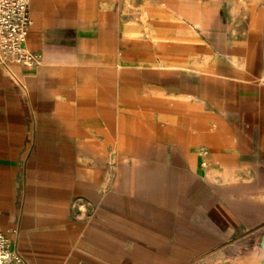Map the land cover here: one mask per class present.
Segmentation results:
<instances>
[{"label":"crops","instance_id":"crops-1","mask_svg":"<svg viewBox=\"0 0 264 264\" xmlns=\"http://www.w3.org/2000/svg\"><path fill=\"white\" fill-rule=\"evenodd\" d=\"M29 22L37 63L0 65L10 246L264 264V0H30Z\"/></svg>","mask_w":264,"mask_h":264},{"label":"built area","instance_id":"built-area-1","mask_svg":"<svg viewBox=\"0 0 264 264\" xmlns=\"http://www.w3.org/2000/svg\"><path fill=\"white\" fill-rule=\"evenodd\" d=\"M30 0H0V65L32 67L35 54L25 46L30 29ZM0 264H28L9 244L0 229Z\"/></svg>","mask_w":264,"mask_h":264},{"label":"bare ground","instance_id":"bare-ground-1","mask_svg":"<svg viewBox=\"0 0 264 264\" xmlns=\"http://www.w3.org/2000/svg\"><path fill=\"white\" fill-rule=\"evenodd\" d=\"M260 239V238H259ZM259 248H262V249H264V239L262 240V242H261V245H260V247Z\"/></svg>","mask_w":264,"mask_h":264}]
</instances>
